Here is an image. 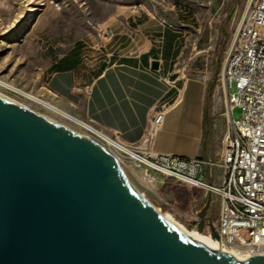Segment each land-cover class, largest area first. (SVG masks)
<instances>
[{"label":"water","instance_id":"95a60500","mask_svg":"<svg viewBox=\"0 0 264 264\" xmlns=\"http://www.w3.org/2000/svg\"><path fill=\"white\" fill-rule=\"evenodd\" d=\"M211 198L196 230L220 245ZM0 264H264V254L237 260L182 232L102 143L0 95Z\"/></svg>","mask_w":264,"mask_h":264},{"label":"rangeland","instance_id":"374dc122","mask_svg":"<svg viewBox=\"0 0 264 264\" xmlns=\"http://www.w3.org/2000/svg\"><path fill=\"white\" fill-rule=\"evenodd\" d=\"M248 5L249 0H0V79L62 108L51 89V68L60 58L81 43V61L91 64L106 52L104 45L109 42L105 36L113 34L114 23L125 31V26L159 20L181 31L182 66L205 71L212 81L221 59L219 79L210 100L216 123L215 158L221 154L229 131L223 66ZM237 90L235 84L230 87L231 92ZM0 95L75 131L87 132L68 117L15 90L0 85ZM232 114L240 120L241 107L235 106ZM122 142L143 153L137 145ZM120 157L127 177L154 206L185 229L197 228L198 213L209 195L205 189L159 173H152L157 179L150 182L139 159L124 152ZM219 206V196L212 194L207 215L214 224ZM200 233L207 234V229Z\"/></svg>","mask_w":264,"mask_h":264},{"label":"crops","instance_id":"0c3cea01","mask_svg":"<svg viewBox=\"0 0 264 264\" xmlns=\"http://www.w3.org/2000/svg\"><path fill=\"white\" fill-rule=\"evenodd\" d=\"M125 29L114 23L102 58L52 72L57 107L143 151L202 155L208 74L180 64V30L159 20Z\"/></svg>","mask_w":264,"mask_h":264},{"label":"built area","instance_id":"2783aa9c","mask_svg":"<svg viewBox=\"0 0 264 264\" xmlns=\"http://www.w3.org/2000/svg\"><path fill=\"white\" fill-rule=\"evenodd\" d=\"M223 78L229 104V131L219 156L143 151L139 161L145 165V178L150 182L157 179L152 173H159L202 187L206 194L218 195L220 206L215 225L220 245L251 257L264 254V0H252L227 53ZM165 80L170 83L169 77ZM233 84L238 89L236 93L230 91ZM235 106L242 109L240 120L233 117ZM163 116L161 109L154 122L160 123ZM89 131L119 160L126 153L90 128ZM109 137L124 144L115 136ZM216 169L221 172L217 174Z\"/></svg>","mask_w":264,"mask_h":264},{"label":"bare ground","instance_id":"6f19581e","mask_svg":"<svg viewBox=\"0 0 264 264\" xmlns=\"http://www.w3.org/2000/svg\"><path fill=\"white\" fill-rule=\"evenodd\" d=\"M252 3V0H249V5H248V8L246 10V13L243 17V19L246 17L247 15V12L249 10V6L251 5ZM243 19H242V23H243ZM242 27V24L239 28V30L241 29ZM238 30V31H239ZM237 35V34H236ZM235 39H236V36H235ZM234 39V41H235ZM233 41V42H234ZM233 44V43H232ZM225 83V82H224ZM0 85L4 86V87H7V88H10L12 90H15L29 98H32L38 102H40L41 104L47 106L48 108L54 110L55 112L61 114V115H64L66 117H68L69 119H71L73 122L77 123L78 125L82 126V127H86V131L85 135H88L90 137L93 138V134L90 133L89 131V128L92 132L95 133V135H100V137H105L106 139H108L109 141H111L115 146H117L118 148H120L121 150L125 151L126 153L130 154L132 157L134 158H138V159H141L142 157L133 149L129 148L127 145L125 144H122L120 142H117L116 140L112 139L111 137H109L108 134H106L104 131H102L101 129L99 128H94V127H91L87 122L63 111L62 109L58 108L57 106L53 105V104H50L48 102H46L45 100H42V99H39L38 97L32 95V94H29V93H26L22 90H20L19 88L13 86L12 84L10 83H7L5 82L4 80L0 79ZM82 133V132H81ZM112 153V152H111ZM113 157L116 159L117 163L121 166V168L123 169L124 171V168L122 166V164L120 163V160L118 159V157L112 153ZM156 207V206H155ZM157 208V207H156ZM157 210L170 222H172L174 225H176L182 232H185V233H188L190 234L191 236H193L194 238L200 240L201 242L205 243L206 245H208L212 250L214 251H219V252H223V253H226L228 255H230L231 257H233L234 259H237V260H245L248 258V256H245L243 254H240L239 252L235 251V250H232V249H227L221 245H219L217 243L216 240L212 239L210 235L208 234H203V233H200L199 231H197L196 229H194V231H190V230H187L185 229L183 226H181L180 224H178L177 222H175L174 220H172L167 214L163 213L159 208H157Z\"/></svg>","mask_w":264,"mask_h":264},{"label":"trees","instance_id":"16d2710c","mask_svg":"<svg viewBox=\"0 0 264 264\" xmlns=\"http://www.w3.org/2000/svg\"><path fill=\"white\" fill-rule=\"evenodd\" d=\"M233 10L234 8L231 9L229 13V18L231 17ZM223 44H225V42ZM81 48H82L81 43L75 45V47L70 51V53L60 58L59 61H57L56 64L52 66L51 68L52 72L55 70H65L71 67L72 65H74V63L80 61ZM221 65L222 63L220 59L217 62L216 71L213 76V79L212 81L208 82V86H207L206 104H205L204 118H203L204 135L202 140V156L208 154L214 155L216 150V144H215L216 123H215V115L213 113V108L210 100L217 86Z\"/></svg>","mask_w":264,"mask_h":264},{"label":"flooded vegetation","instance_id":"af4514ba","mask_svg":"<svg viewBox=\"0 0 264 264\" xmlns=\"http://www.w3.org/2000/svg\"><path fill=\"white\" fill-rule=\"evenodd\" d=\"M208 216V219H212L211 217H210V215H207Z\"/></svg>","mask_w":264,"mask_h":264}]
</instances>
